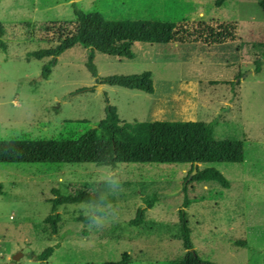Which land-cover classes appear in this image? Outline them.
<instances>
[{
  "label": "rangeland",
  "instance_id": "1",
  "mask_svg": "<svg viewBox=\"0 0 264 264\" xmlns=\"http://www.w3.org/2000/svg\"><path fill=\"white\" fill-rule=\"evenodd\" d=\"M214 2L0 0L2 40L8 45L7 51L0 49V141L76 140L97 127L107 106L116 107L127 123H211L216 140L243 144L244 161L197 165L215 168L230 185H190L192 202L184 211L193 250L216 264H264V61L254 72L264 52V17L259 0H227L218 8ZM73 5L112 19L178 23L168 44L135 43L132 60L94 55L101 78L150 72L152 94L97 84L86 68L88 49L81 46L55 61L24 58L46 46L38 41L42 23L76 18ZM49 62L45 79L42 69ZM190 170L187 164L130 163L112 169L90 163H0V264H106L124 253L130 264L180 260L186 251L175 235ZM100 183L102 204L60 207L64 238L49 235L43 221L51 213L52 190L67 195L74 186ZM153 196L157 201L145 222L130 226L137 209ZM92 213L95 222L77 221ZM241 241L244 246L236 244ZM58 243L45 263L33 258Z\"/></svg>",
  "mask_w": 264,
  "mask_h": 264
},
{
  "label": "trees",
  "instance_id": "2",
  "mask_svg": "<svg viewBox=\"0 0 264 264\" xmlns=\"http://www.w3.org/2000/svg\"><path fill=\"white\" fill-rule=\"evenodd\" d=\"M227 0H215L214 6L221 7ZM264 17V0L258 2ZM75 19L71 21L42 23L38 32L41 36L38 41L46 46L37 51L26 52V60L55 61L64 52L81 46L88 49L86 68L99 85L117 86L129 90H137L152 94L154 92L150 72L137 75L98 76L94 64L95 53L109 57L132 60L135 55L132 47L135 43L168 44L178 27V23L159 20L140 19H112L100 12L86 13L75 5ZM26 28L30 25L26 24ZM36 28V27H35ZM6 28L0 22V49L7 51L8 45L2 38ZM264 46V45H263ZM264 61V52L254 65V72L261 71ZM53 63L43 66L42 77L47 79L51 73ZM240 76L236 77L239 79ZM235 82H229L233 85ZM240 81H237V86ZM93 90V89H91ZM236 95H239L236 93ZM244 148L240 141L216 140L213 137L212 124L207 122H140L127 123L121 121L117 108L107 106L105 117L96 128L90 129L78 139L65 140H4L0 141V163H51V164H84L106 166L115 169L118 164H187L191 166L188 177L183 184V202L178 211L179 229L175 237L181 241L186 253L180 260L170 264H216L203 260L193 250L190 229L184 211L192 200L188 196L189 187L193 183H218L224 188L229 187V181L215 168L201 169L197 166L196 173L192 174L194 165L206 163H242ZM188 179V180H187ZM54 198L48 200L51 204V213L45 217L43 223L51 236L62 240L60 234L61 215L58 209L66 205L88 204L99 206L103 202L102 184H83L74 186L69 194H62L53 189ZM4 194L0 183V196ZM157 197L144 200V204L137 209L135 218L129 225L139 227L145 222L146 212L151 209ZM77 221L84 225L92 221V216L79 217ZM83 234H86L84 232ZM241 246L244 241L236 242ZM59 243L48 247L41 254L33 256L40 262H46L53 254ZM130 255L124 253L121 259L114 263L130 264Z\"/></svg>",
  "mask_w": 264,
  "mask_h": 264
},
{
  "label": "water",
  "instance_id": "3",
  "mask_svg": "<svg viewBox=\"0 0 264 264\" xmlns=\"http://www.w3.org/2000/svg\"><path fill=\"white\" fill-rule=\"evenodd\" d=\"M196 168H197V164L194 165V170H193V172H192V174L190 175L189 178H191L192 175H194V174L196 173V170H197ZM18 258H19L18 256H15V257H14V260H18Z\"/></svg>",
  "mask_w": 264,
  "mask_h": 264
},
{
  "label": "clouds",
  "instance_id": "4",
  "mask_svg": "<svg viewBox=\"0 0 264 264\" xmlns=\"http://www.w3.org/2000/svg\"><path fill=\"white\" fill-rule=\"evenodd\" d=\"M92 220L95 222V213H92Z\"/></svg>",
  "mask_w": 264,
  "mask_h": 264
},
{
  "label": "crops",
  "instance_id": "5",
  "mask_svg": "<svg viewBox=\"0 0 264 264\" xmlns=\"http://www.w3.org/2000/svg\"><path fill=\"white\" fill-rule=\"evenodd\" d=\"M204 184H209V183H204ZM190 188V187H189ZM191 189H189V191H190ZM194 190V189H193Z\"/></svg>",
  "mask_w": 264,
  "mask_h": 264
}]
</instances>
